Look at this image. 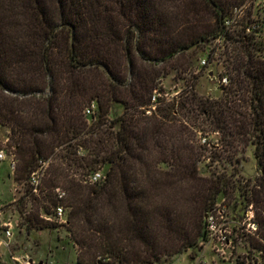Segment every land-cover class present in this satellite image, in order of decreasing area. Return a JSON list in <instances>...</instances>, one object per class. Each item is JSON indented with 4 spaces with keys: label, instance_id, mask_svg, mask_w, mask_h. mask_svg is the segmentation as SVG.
Segmentation results:
<instances>
[{
    "label": "trees",
    "instance_id": "trees-1",
    "mask_svg": "<svg viewBox=\"0 0 264 264\" xmlns=\"http://www.w3.org/2000/svg\"><path fill=\"white\" fill-rule=\"evenodd\" d=\"M242 1L200 0L213 21L198 30L181 17L185 0H173L171 18L163 0H0V127L21 186L10 204L27 233L54 230L44 214L63 204L77 264L159 262L196 245L218 195L236 190L233 172L200 174L207 147L232 164L251 146L261 174L244 191L264 239V42L245 33L249 23L226 25ZM215 39L228 82L204 95L196 84L208 65L191 72L187 53ZM174 71L184 86L168 96L161 78ZM199 134L216 136L205 145ZM96 169L103 179L85 182ZM254 246L264 252L263 241Z\"/></svg>",
    "mask_w": 264,
    "mask_h": 264
},
{
    "label": "rangeland",
    "instance_id": "rangeland-1",
    "mask_svg": "<svg viewBox=\"0 0 264 264\" xmlns=\"http://www.w3.org/2000/svg\"><path fill=\"white\" fill-rule=\"evenodd\" d=\"M162 3L167 7H165L166 11L170 9L171 13L167 12L169 16L172 14L177 15L176 8H173V0H163ZM181 7H183L180 10V13L182 11L183 16L181 17L183 20L188 16L190 20L198 19V23H201L198 30H206L213 21L212 13L200 3V0H185L184 5ZM236 10L237 13H235ZM228 14L232 18L236 17L239 22L249 23L253 29L250 28L247 31L248 26L245 33L255 29L258 38L264 42V0H243L231 7ZM235 14L236 16H234ZM220 45H222L221 39H215L207 45L192 48L187 53L188 61L186 64L190 65L191 72H198L202 65H208L197 80L196 90L200 94L217 95L220 92L221 84L228 82L225 76L220 77V73L224 71V66L219 59V53L223 49ZM211 49H214L215 52L213 53V60L208 63L207 57ZM203 59L206 60L205 64L202 63ZM179 67L182 68V66ZM175 73L174 71L173 74L161 78V85L168 96L174 95L184 86V80L181 79V76L186 78L190 76L189 69L182 72L180 77L175 76ZM224 78H226V81H223ZM121 110V106L117 105L115 113L110 114V117ZM95 114L96 111L92 115ZM87 117L89 120L94 118L89 115ZM8 136L9 130L6 127H0V151L2 150L5 154V158L0 161V239L8 244L7 247L0 246V264H16V261L10 258L11 254L29 256L33 259V264H77L76 252L69 241V233L64 226L66 221L55 219L53 213L44 214L50 220L56 222L57 227L54 230L33 229L27 233L25 227H21L22 217L17 212L16 206L10 204L13 202L12 200L19 196L21 186L13 178L17 159L13 147L9 144ZM215 136L210 137V135L199 134V142L207 145V141L212 140L211 138ZM203 137H206L205 143L201 142ZM220 150L218 149L216 152H220ZM12 154H14L16 161L14 170L10 166ZM205 154L206 157L198 162L201 175L215 176V174L221 173H234L231 178L235 183L236 190L230 194L220 193L213 205L218 219L225 222L227 239L223 241L216 236L208 239L203 236L205 240L203 238L199 239L196 245L179 253L163 255L159 262L152 264H264V252L254 246L257 240L264 243V239L259 233L261 229L257 221L258 205L251 198L250 192L244 191L245 188L252 186L255 179L261 174L260 167L253 156V147L249 146L244 152L237 153L236 156L239 161L232 164L225 159L213 161L212 150L209 147H207ZM46 165L47 163H43L41 168L39 167L36 170L38 173L36 176L37 182ZM101 172L103 171L101 170ZM55 191L61 193L63 190L56 188ZM35 192L38 193L37 190ZM29 206L30 203L26 207L27 210H30ZM64 209L66 220V213L69 208L64 206ZM252 214L253 217H251ZM8 222L10 223L9 226H7ZM8 227L12 234L10 237L5 235V230Z\"/></svg>",
    "mask_w": 264,
    "mask_h": 264
},
{
    "label": "built area",
    "instance_id": "built-area-1",
    "mask_svg": "<svg viewBox=\"0 0 264 264\" xmlns=\"http://www.w3.org/2000/svg\"><path fill=\"white\" fill-rule=\"evenodd\" d=\"M235 13H237V10ZM234 16H236V14ZM234 20H236V17H233V18L226 20V25L230 26ZM250 28L253 29V27L249 26L247 28V31H249ZM205 62H206V60L203 59L202 63L205 64ZM223 81H226V78H224ZM152 99L154 100V96L152 97ZM95 108H96L95 102H91V104H89L85 108L84 114L89 115V116L92 115L95 112ZM201 142L205 143L206 137H203L201 139ZM4 158H5V154L1 150L0 151V161H2ZM15 162L16 161L14 159V154H12V157L10 159V166L13 170L15 168ZM41 166H40V168H41ZM37 174L38 173L36 171L33 172V174H32V180L31 181H32V184L34 186H36L38 183L37 179H36ZM102 179H103V173L101 172L100 169H98V170H94L92 173H90L87 176V179L85 180V182L94 184V183L99 182ZM34 190H36V189H34ZM63 195H64V191H62L61 193L58 192V197H62ZM215 210H216L215 207L212 206L205 213V216H204V236H206L207 239L213 238L214 236H216L219 240L226 241V239H227L226 231L227 230L224 227L225 222H224V220L220 221L218 219V216H216V214H215ZM219 213H221V212L219 211ZM53 217L55 219H59L60 221H65V209H64V206L62 204H58L53 208ZM251 217H253V214ZM9 224L10 223L8 222L7 226H9ZM254 229H255V226H254ZM5 235H6V237L11 236V231H10L9 227L5 230ZM3 242L4 241H2V243ZM5 244H7V242H5ZM13 260L16 261V264H33V260H31L28 256L13 257ZM109 263H110V258L98 256L95 264H109Z\"/></svg>",
    "mask_w": 264,
    "mask_h": 264
},
{
    "label": "crops",
    "instance_id": "crops-1",
    "mask_svg": "<svg viewBox=\"0 0 264 264\" xmlns=\"http://www.w3.org/2000/svg\"><path fill=\"white\" fill-rule=\"evenodd\" d=\"M13 199H14V198H13ZM12 201H14V200H12ZM11 235H12V234H11ZM2 241H3V240L0 239V242H1V243H0V246H3V245H4V246L7 247L8 244H5V241L2 243ZM71 245H72V244H71ZM72 247H73V246H72ZM74 251H75V250H74ZM75 254H76V253H75ZM21 256H22V255H21ZM25 256H26V255H25ZM13 257H18V255H13V254H11V255H10V258L13 259ZM28 257H29V256H28ZM29 258H30L31 260H33L31 257H29ZM2 259H3V258H2ZM3 261H4V260H3ZM33 263H34V262H33Z\"/></svg>",
    "mask_w": 264,
    "mask_h": 264
}]
</instances>
